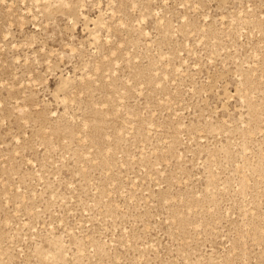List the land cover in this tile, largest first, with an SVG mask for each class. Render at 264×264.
<instances>
[{
  "label": "rangeland",
  "instance_id": "374dc122",
  "mask_svg": "<svg viewBox=\"0 0 264 264\" xmlns=\"http://www.w3.org/2000/svg\"><path fill=\"white\" fill-rule=\"evenodd\" d=\"M0 264H264V0H0Z\"/></svg>",
  "mask_w": 264,
  "mask_h": 264
}]
</instances>
